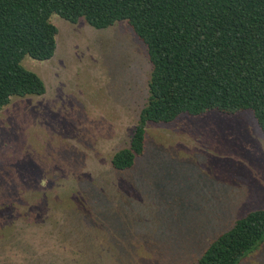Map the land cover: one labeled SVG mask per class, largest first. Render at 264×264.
I'll return each mask as SVG.
<instances>
[{
	"label": "rangeland",
	"instance_id": "obj_1",
	"mask_svg": "<svg viewBox=\"0 0 264 264\" xmlns=\"http://www.w3.org/2000/svg\"><path fill=\"white\" fill-rule=\"evenodd\" d=\"M55 55L26 57L46 93L0 110V264H196L264 209V134L251 111L183 114L129 146L151 63L126 22L96 29L58 14ZM239 264H264V239Z\"/></svg>",
	"mask_w": 264,
	"mask_h": 264
},
{
	"label": "trees",
	"instance_id": "obj_2",
	"mask_svg": "<svg viewBox=\"0 0 264 264\" xmlns=\"http://www.w3.org/2000/svg\"><path fill=\"white\" fill-rule=\"evenodd\" d=\"M96 29L126 22L145 44L148 96L129 146L112 156L130 169L146 145L147 127L180 115L251 111L264 134V0H0V110L13 98L46 93L23 64L57 49L52 15ZM264 239V209L248 212L196 264H239Z\"/></svg>",
	"mask_w": 264,
	"mask_h": 264
}]
</instances>
